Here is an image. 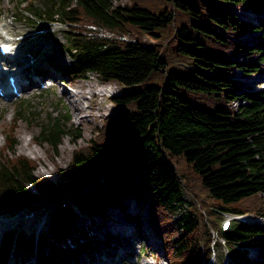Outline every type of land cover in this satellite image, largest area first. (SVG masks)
Returning a JSON list of instances; mask_svg holds the SVG:
<instances>
[{"label":"trees","instance_id":"trees-1","mask_svg":"<svg viewBox=\"0 0 264 264\" xmlns=\"http://www.w3.org/2000/svg\"><path fill=\"white\" fill-rule=\"evenodd\" d=\"M10 1L16 20L39 30L61 25L60 48L71 59L61 68L65 77L95 74L123 87L95 136L58 168L60 182L38 176L35 159L15 154L18 122L39 115L28 99L18 102L2 129L0 213L49 203L52 214L40 238L17 236L13 249L31 254L52 237L69 239L39 252L65 264L74 251L100 243L92 217L103 225L118 207L123 219L138 218L142 235L146 206L169 264H210L222 248L229 259L222 264H264V87L244 91L234 78L236 70L242 78L264 75V0ZM52 103L60 112L36 122L33 141L46 144L53 159L64 136L75 142L81 132L62 100ZM72 192L74 205L57 209ZM183 202L187 210L170 222ZM226 214L263 222L234 221L222 232ZM112 236L106 232L104 243L116 242ZM247 248L257 251L254 261Z\"/></svg>","mask_w":264,"mask_h":264},{"label":"rangeland","instance_id":"rangeland-1","mask_svg":"<svg viewBox=\"0 0 264 264\" xmlns=\"http://www.w3.org/2000/svg\"><path fill=\"white\" fill-rule=\"evenodd\" d=\"M129 1L130 0H112L115 5H123L129 3ZM13 7L14 3L12 4L10 0H0V27L6 38L16 44L17 56L11 61H17V63L14 66L15 68L11 67V69L19 71L20 73L18 76L21 79H24L25 75H31L36 71H40L44 76L51 78L48 79L50 86L46 89L42 90L39 87V83L34 82L31 87L25 86L23 89V91H25L18 98L8 100L10 99L9 97H12V95L8 97L3 96V99L0 98V148L5 141V133L2 129L5 125L11 123V120L16 112L18 102L22 99H28L30 105L32 106V110L35 114L39 112V115H35L31 118L33 121L31 124L25 120H20L18 122L15 131L17 139L15 154L25 155L35 159L39 163L36 169V174L38 176L54 182H60L62 181V178L59 175L58 168L67 167L69 165L73 149L78 146L86 145L95 136L97 132L96 130L102 126V120L108 116L114 108L113 103L110 101L111 97L121 94L123 87L115 81L102 83L95 74H90L88 78L84 79L65 77L60 69L70 65L71 59L68 54L60 48V44L64 42V35L60 30L61 25L58 26L57 24H53L47 30L44 28L39 30L30 23L16 20V17L12 15ZM45 31H49V33ZM45 33H48V35ZM256 34L257 31L246 33L242 39L249 41L250 37ZM102 35L106 34L102 33ZM142 40H144L145 43H149L146 37H142ZM44 57L48 60L47 64L39 65V60L41 62V59H44ZM6 61L9 62L10 60L8 59ZM21 70L25 71V75ZM234 78L244 82V91L248 90L245 86H249L251 90H257L264 87V75L259 77L249 76L242 78L239 70H236ZM4 79L7 80L6 75L4 76ZM105 86L109 88V91H107V93L100 98L99 94L96 92L101 88H105ZM42 92L44 94L40 96ZM73 93V97H76L79 102L70 101L69 95L71 96ZM55 99L62 100L63 104L61 103V106L66 105L70 115V120L74 126L79 128L81 136L75 142L71 140V135L64 136L57 153L52 159L49 156L48 146L46 144L39 145L34 143L33 138L38 132L36 122L39 123L41 120L44 121L47 116L53 117L56 113L59 114L60 105L57 107L52 105V101ZM81 100L83 104L82 107L80 105ZM237 104L238 102L233 101L230 105L236 107ZM12 155L13 154L10 156ZM31 190L34 191L32 187ZM90 190L91 188L85 189L84 195L86 196ZM74 196L75 193L73 192L67 196L70 205H74ZM184 199L187 200L186 197H184ZM127 202L129 203V206L134 203L132 200H127ZM183 203L185 204H182L181 207L177 208L172 213L170 222L177 219L182 211L187 210V203ZM51 205L52 204L49 203H34L28 208L19 209L3 215L10 218L13 217V219H21L22 217L25 218V216L31 218L32 220L27 222H29L28 226L33 224L34 230L32 231H34V233L32 238L36 240L48 226L51 216V209L48 207ZM132 208L133 206L129 208V211ZM131 211L134 212L135 208ZM146 211L147 207L144 206L141 218L143 221L142 228L145 231V234L149 236V238L146 237L147 240H150L149 243H144L142 238L136 233L135 227H137L136 222L138 218L135 217L132 221L127 222V224H123V215L120 213V209L118 207H114L110 209V213L112 217L117 216L118 221L116 222L118 223L115 225L108 223L110 227H106L105 225L97 226V221L100 218L94 217V219H92L94 222V233L101 239L100 243L88 252L84 250L80 252L74 251L72 254L74 260L65 264H169L168 260L165 258L160 256V258L156 259L154 258V255L150 253L151 250H154V247L152 246L156 247L159 243L155 238V233L148 225L149 219ZM227 215L229 214L224 215L222 220L226 218ZM80 216L81 215H79V217ZM230 218L232 219L233 217ZM3 222L5 224L8 220H3ZM262 222V219L255 217L256 224L260 225ZM104 232H109L110 234L113 232L114 234H117V237L116 235L112 236L115 241L117 240V243L104 244ZM182 232L183 230H180L179 233L181 234ZM5 233L0 239V264H63L52 259L43 260V258L39 255V252L43 250L48 251L49 246L51 245L56 247L71 244L69 239L52 237L44 244L43 249H38L29 254L28 252H21V250H14L12 245L17 236L27 237L26 233L24 235L17 231ZM177 236L178 234L172 236V238ZM140 246L141 249L138 254ZM122 250H126L127 254L120 256ZM32 255L33 259H31ZM246 255L247 257L251 255L250 259L254 261L257 256V251L255 249L249 250L246 252ZM119 256L121 261H118ZM226 256V250L224 248L219 249L212 258L210 264H222L225 260L229 261ZM31 261L33 263H31Z\"/></svg>","mask_w":264,"mask_h":264},{"label":"bare ground","instance_id":"bare-ground-1","mask_svg":"<svg viewBox=\"0 0 264 264\" xmlns=\"http://www.w3.org/2000/svg\"><path fill=\"white\" fill-rule=\"evenodd\" d=\"M3 33V32H2ZM41 62H47L46 59H42ZM19 71H17L16 69H11L10 67V64L7 63L6 64V67H3L0 71V75H2V78L0 79V89L4 92V95L5 97H8V96H11V91L9 89V84H8V81L4 79V76L6 75L7 77L8 76H11L13 79H14V84L17 88L18 91L20 90H23L24 87H25V84H26V81H27V78L25 76L24 79H21L19 78ZM107 84V83H106ZM105 85V84H104ZM103 85V86H104ZM88 88V87H87ZM90 89V88H89ZM109 88L107 86H105V88H101L99 89L96 93L99 94L100 98H102L106 93ZM92 90V89H91ZM78 91V90H77ZM93 91V90H92ZM109 93V92H108ZM86 94V93H85ZM74 96V93L73 95H69V99L70 101H73V102H79V100L76 98V97H73ZM85 97V96H84ZM73 99V100H72ZM79 105V104H78ZM81 107H82V100H81V103H80ZM86 114V113H85ZM29 216H32V215H29ZM117 217V216H116ZM34 219V217H33ZM30 220H32L31 218H28V217H25V220L24 222L26 223L27 221L30 222ZM118 221V220H117ZM118 223V222H117ZM3 225V226H2ZM4 222L3 220L0 219V230L2 231L3 228H4ZM136 228V227H135ZM133 229V228H132ZM135 232V231H134ZM127 233V232H126ZM122 254V255H121ZM127 254V251L126 250H122V252L120 253V256H124Z\"/></svg>","mask_w":264,"mask_h":264}]
</instances>
